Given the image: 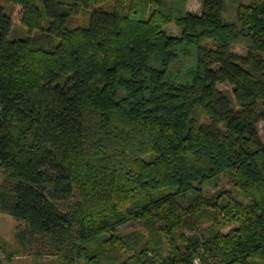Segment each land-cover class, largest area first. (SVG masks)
Here are the masks:
<instances>
[{
    "label": "trees",
    "instance_id": "obj_1",
    "mask_svg": "<svg viewBox=\"0 0 264 264\" xmlns=\"http://www.w3.org/2000/svg\"><path fill=\"white\" fill-rule=\"evenodd\" d=\"M10 1L26 34L0 3V211L26 221L20 248L264 264V0Z\"/></svg>",
    "mask_w": 264,
    "mask_h": 264
},
{
    "label": "rangeland",
    "instance_id": "obj_2",
    "mask_svg": "<svg viewBox=\"0 0 264 264\" xmlns=\"http://www.w3.org/2000/svg\"><path fill=\"white\" fill-rule=\"evenodd\" d=\"M0 3H2L6 7L7 11L12 12L14 29L11 32V37L26 34V27L21 23L20 20V6L10 0H0ZM102 5L107 6L108 4L103 3ZM187 6L191 11L200 13L202 0H188ZM88 16L89 12L83 10L74 19L76 22H79L81 24L87 21ZM170 29L174 30L176 29V27L174 25H170ZM235 50L238 52L245 51L241 46H236ZM259 133L260 136L264 138L263 122H260L259 124ZM2 178L3 173L0 170V182ZM221 188L234 190V185L229 181L228 177H225L218 186L211 187L210 192H215L216 190H219ZM25 227V220L18 219L10 214L0 211V238L8 241L12 245L13 249H18V251H16L15 253L13 252L14 254L12 255V258L10 260L3 256L4 254L0 251V256H2L3 258L2 264H56V262H54L56 260L55 256L46 250H42L43 253L41 252L42 254H39L36 253V249L30 245V248H20L21 240L19 239L18 233H20V231L23 230ZM137 227L138 225H135L133 223H126L120 226L118 228V231L119 233H125L136 229ZM184 229L186 232H188L186 228Z\"/></svg>",
    "mask_w": 264,
    "mask_h": 264
},
{
    "label": "water",
    "instance_id": "obj_3",
    "mask_svg": "<svg viewBox=\"0 0 264 264\" xmlns=\"http://www.w3.org/2000/svg\"><path fill=\"white\" fill-rule=\"evenodd\" d=\"M0 119H1V116H0Z\"/></svg>",
    "mask_w": 264,
    "mask_h": 264
}]
</instances>
